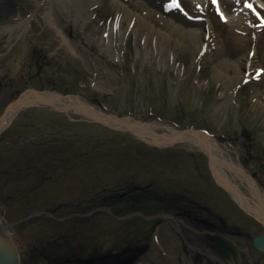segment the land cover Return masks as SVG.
Wrapping results in <instances>:
<instances>
[{
  "label": "rangeland",
  "instance_id": "374dc122",
  "mask_svg": "<svg viewBox=\"0 0 264 264\" xmlns=\"http://www.w3.org/2000/svg\"><path fill=\"white\" fill-rule=\"evenodd\" d=\"M248 1L252 9L244 0H0V115L33 88L159 122L156 133L204 130L264 194V0ZM159 32L170 40H155ZM246 56L254 74L243 80L236 62ZM142 133L90 120L63 104H31L14 113L0 130V220L20 264H46L39 252L47 244L54 251L80 243L86 255L115 252L127 241L140 244L131 264H264L250 240L264 225L236 200L235 186L251 196L248 183L215 165L192 140L164 145ZM216 176L235 185L227 188ZM129 183L208 207L224 219L226 240L239 256L220 253L208 234L221 235L201 221V209L157 215L111 212L95 203L102 192Z\"/></svg>",
  "mask_w": 264,
  "mask_h": 264
},
{
  "label": "trees",
  "instance_id": "16d2710c",
  "mask_svg": "<svg viewBox=\"0 0 264 264\" xmlns=\"http://www.w3.org/2000/svg\"><path fill=\"white\" fill-rule=\"evenodd\" d=\"M94 201L98 205L108 207L114 212L116 210L124 211L129 209H145L151 211L174 209L179 212L201 209L205 211V214H209L207 209H202L189 200L186 201L185 195L173 194L157 187L139 183H129L107 190L102 192L97 199L95 197ZM209 238L214 239L215 237L209 235ZM139 246L140 244L134 241H127L123 247L117 249L115 252L106 250L99 253L92 252L83 255L81 253L80 243L77 245L68 244L65 249L54 251L52 249L54 246L47 244L44 250L40 249L39 254L45 259L46 264H131L138 256ZM78 248H80V251L76 252Z\"/></svg>",
  "mask_w": 264,
  "mask_h": 264
},
{
  "label": "bare ground",
  "instance_id": "6f19581e",
  "mask_svg": "<svg viewBox=\"0 0 264 264\" xmlns=\"http://www.w3.org/2000/svg\"><path fill=\"white\" fill-rule=\"evenodd\" d=\"M82 1L85 0H77V2L75 3L76 5H79L80 3H82ZM37 2V0H36ZM74 3V2H73ZM118 4V3H117ZM5 5V4H3ZM116 5V4H115ZM47 6V5H46ZM43 7V6H42ZM120 8V7H119ZM123 8V7H122ZM132 11V10H131ZM136 12V11H135ZM46 13V12H45ZM45 15V14H44ZM49 15V14H48ZM140 15V14H139ZM147 15V14H146ZM50 18V17H49ZM52 18V17H51ZM144 19V18H143ZM148 19V18H147ZM51 20V19H50ZM138 20V19H137ZM141 23V27H145L147 24L143 23L141 20H139ZM151 22V21H150ZM51 23V21H50ZM143 29V28H142ZM161 29V28H160ZM171 29V28H170ZM145 30V29H144ZM147 30V31H146ZM146 32L148 37L151 36L153 29L148 26V28H146ZM172 32V31H171ZM176 32V31H175ZM177 35V34H176ZM207 35V34H206ZM153 36V35H152ZM181 37V36H180ZM163 38H166L168 41L170 40V37L166 34H164L163 32H159V34L156 35L155 40H161ZM179 39V38H178ZM148 40V39H147ZM198 40V39H197ZM196 40V41H197ZM200 40V39H199ZM202 42L201 43H207L209 40L208 38L204 37L201 38ZM178 41V40H177ZM199 42V41H198ZM209 44V43H208ZM161 45V44H160ZM209 46V45H208ZM165 47V46H164ZM200 47V45H199ZM201 49V48H200ZM250 56H246L244 58L239 59L236 63L239 65V67L241 68V73L239 74L241 79H245V78H252L253 74L251 71V68L253 67V60L251 58H249ZM219 64V63H218ZM217 65V64H216ZM222 65V64H221ZM227 65V64H226ZM225 67V66H224ZM226 69V67H225ZM224 73V72H223ZM235 74V72H234ZM231 75V74H230ZM226 76V75H225ZM224 76V77H225ZM228 76V75H227ZM232 76V75H231ZM238 79V78H237ZM231 80L232 77H231ZM231 80H229L231 82ZM240 80V79H239ZM228 81V79H227ZM235 81V80H234ZM238 81V80H237ZM242 82V81H241ZM240 82V83H241ZM239 83V84H240ZM52 95V94H51ZM26 100V101H33L35 99V95L32 93H26L23 97L22 100ZM260 99V98H258ZM259 101V100H258ZM260 103V102H259ZM50 104L56 106V105H62L63 107H76L79 110H81V112L83 113H90L91 111H94L95 109L92 107V105H90L89 103H87L86 101H81V100H76V99H72L69 100V102L64 103L63 99H56V98H51L50 100ZM264 104V103H262ZM263 106V105H262ZM261 106V107H262ZM18 107V105L14 106L13 108H10L7 110V112L5 113L4 117L0 119V127L4 124H6L10 118L14 115V113L16 112V108ZM263 110V109H262ZM261 110V111H262ZM159 125V124H158ZM169 133H165L163 135H156V134H152L150 135V137H152V140L165 144L167 141H176V140H180V139H188V140H192L194 143L199 144L201 146L204 147V149L209 153L211 159L214 161L213 163L215 165H219L221 167L225 166L228 170L235 172L239 177H241V179L245 180L248 185H249V189H250V197H245L243 194H241V192L239 191L238 187L235 186L236 191L239 193V197L236 198V200L243 205L246 209H251L252 211H254V213L256 215H258L260 217V219L264 222V194L263 192L260 190V188L258 187V185L256 184V182L252 179V177L246 173V171L243 169L242 165L234 162L232 160V158L228 155L224 153V150H222L219 145L216 142V139L207 134L206 132H202L199 130H188L186 133H183L181 130H172L169 129ZM138 133H142L145 130L143 129H137ZM150 132V131H148ZM192 132L191 135L187 136V133ZM146 133V132H145ZM143 134V133H142ZM151 134V133H150ZM149 135V134H147ZM217 172L220 173V171L217 169ZM218 178V180L220 182L221 181V177L220 176H216ZM226 184H224L222 182V184L224 186H226L227 188H229V186L235 185L233 182H231L229 180V178H226Z\"/></svg>",
  "mask_w": 264,
  "mask_h": 264
},
{
  "label": "water",
  "instance_id": "95a60500",
  "mask_svg": "<svg viewBox=\"0 0 264 264\" xmlns=\"http://www.w3.org/2000/svg\"><path fill=\"white\" fill-rule=\"evenodd\" d=\"M26 93H32L35 95V99L33 101L22 100V97ZM52 94V95H51ZM72 97V99L80 100L79 96L74 94H61L54 91L48 90H36L33 88L24 89L13 101H11L4 109L2 114L0 115V119L4 117L5 113L8 109L13 108L18 105L16 111L21 108L31 104H49L51 98L56 99H65ZM65 108V107H64ZM67 108V107H66ZM88 119L99 121L105 125L114 128H120L128 130L134 133L137 136L144 138L145 136L142 133H138L137 129H143L145 131H150L151 134L162 135L163 133H156L152 128L157 124L155 121H142L137 118L129 117V116H118L116 112H104L101 110H94L90 113H83ZM6 124L0 127V130ZM181 131L186 133L188 129L186 127L182 128ZM7 225L5 223H1L0 220V264H20L19 261V253L16 247V244L10 233L6 230ZM252 244L255 248L264 251V235L257 234L251 237Z\"/></svg>",
  "mask_w": 264,
  "mask_h": 264
},
{
  "label": "flooded vegetation",
  "instance_id": "af4514ba",
  "mask_svg": "<svg viewBox=\"0 0 264 264\" xmlns=\"http://www.w3.org/2000/svg\"><path fill=\"white\" fill-rule=\"evenodd\" d=\"M181 208V207H180ZM183 208V207H182ZM183 209H185V208H183ZM187 209V208H186ZM196 219L197 220H199V217H196ZM201 219V221H203L204 223H205V225H207L208 227H211V228H214V229H216L217 230V232H219L220 233V235L222 236V235H224V236H222L223 238H225V239H227V237H225L226 236V234H224V232H226L227 230H225L222 226L224 225V224H222L221 223V221L220 222H218V223H213V222H211V221H209V220H206V219H204V218H200ZM252 219L254 220V221H256L257 223H259V221L255 218V217H252ZM235 231L236 232H238V233H244V230L242 229V228H240V227H235ZM228 245V244H227ZM229 247H227L229 250H228V253L227 254H230V256H232V257H237V256H239V251H238V249H237V247H236V245H235V243L234 242H229V245H228ZM218 249L220 250V253L222 254V249L220 248V247H218Z\"/></svg>",
  "mask_w": 264,
  "mask_h": 264
}]
</instances>
